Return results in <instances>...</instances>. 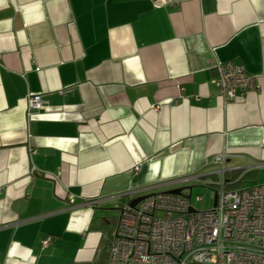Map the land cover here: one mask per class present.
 Instances as JSON below:
<instances>
[{"label":"crops","instance_id":"crops-1","mask_svg":"<svg viewBox=\"0 0 264 264\" xmlns=\"http://www.w3.org/2000/svg\"><path fill=\"white\" fill-rule=\"evenodd\" d=\"M184 177L264 185V0H0V264H100L96 219Z\"/></svg>","mask_w":264,"mask_h":264},{"label":"built area","instance_id":"built-area-1","mask_svg":"<svg viewBox=\"0 0 264 264\" xmlns=\"http://www.w3.org/2000/svg\"><path fill=\"white\" fill-rule=\"evenodd\" d=\"M217 71L214 82L226 104L238 91L256 90L255 76L240 66L220 64ZM26 104L28 111L46 108L39 95H29ZM215 196L211 209L198 210L185 194L155 186L134 206L120 203L105 264H264V185L224 189L221 179Z\"/></svg>","mask_w":264,"mask_h":264},{"label":"rangeland","instance_id":"rangeland-1","mask_svg":"<svg viewBox=\"0 0 264 264\" xmlns=\"http://www.w3.org/2000/svg\"><path fill=\"white\" fill-rule=\"evenodd\" d=\"M189 188V197L190 205L198 210H209L213 206L214 202V192L211 186L203 185L202 183H191L186 185ZM198 197H202V201H197ZM110 210V211H108ZM104 216H108L109 218L112 215H117V212L111 209H108ZM116 221V219H113Z\"/></svg>","mask_w":264,"mask_h":264},{"label":"trees","instance_id":"trees-1","mask_svg":"<svg viewBox=\"0 0 264 264\" xmlns=\"http://www.w3.org/2000/svg\"><path fill=\"white\" fill-rule=\"evenodd\" d=\"M234 185H231V183H228L224 180V189H235L233 188ZM117 212V207L115 209H112ZM110 211V210H108ZM118 213V212H117ZM110 215V214H109ZM108 215V216H109ZM105 216L103 218H97L95 223L91 226L93 229H99L102 231V233L105 235L106 239L104 240V245L101 247V252L104 254V256H107L108 247L111 243V239L113 237V232L116 226L117 222V215H112V217ZM113 219H116V221H113ZM106 260V258H105ZM105 260L103 258L102 261H100V264H105Z\"/></svg>","mask_w":264,"mask_h":264},{"label":"water","instance_id":"water-1","mask_svg":"<svg viewBox=\"0 0 264 264\" xmlns=\"http://www.w3.org/2000/svg\"><path fill=\"white\" fill-rule=\"evenodd\" d=\"M171 193L178 194L179 192L174 191V192H171ZM142 198H143V197H139V198H136V199L130 201V205H131V206H134V205H135L138 201H140ZM215 204H216V196L214 197L213 205H215Z\"/></svg>","mask_w":264,"mask_h":264}]
</instances>
